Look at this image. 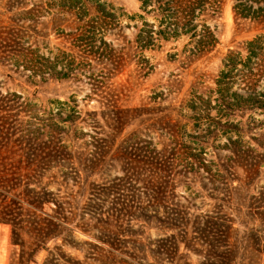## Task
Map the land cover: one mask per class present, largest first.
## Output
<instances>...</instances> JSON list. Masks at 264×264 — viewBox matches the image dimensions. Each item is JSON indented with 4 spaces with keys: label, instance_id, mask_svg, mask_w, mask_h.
Masks as SVG:
<instances>
[{
    "label": "rangeland",
    "instance_id": "374dc122",
    "mask_svg": "<svg viewBox=\"0 0 264 264\" xmlns=\"http://www.w3.org/2000/svg\"><path fill=\"white\" fill-rule=\"evenodd\" d=\"M234 2L200 54L140 0H0V149L27 153L0 167V264H201L205 227L264 264V24Z\"/></svg>",
    "mask_w": 264,
    "mask_h": 264
},
{
    "label": "trees",
    "instance_id": "16d2710c",
    "mask_svg": "<svg viewBox=\"0 0 264 264\" xmlns=\"http://www.w3.org/2000/svg\"><path fill=\"white\" fill-rule=\"evenodd\" d=\"M142 2L141 8L147 12H152L154 9L160 11H169L162 19L161 25L165 27L157 30L159 34L158 39L163 41H170L172 38L178 39L182 35H188L192 43L193 49L197 53L203 54L212 50L218 43V38L209 24L203 25L204 33L197 37V19L206 13L208 10H216L219 6L220 0H140ZM233 10L236 15L243 18H248L259 23L264 24V0H235ZM114 16L113 13H109ZM147 26L153 28V23L146 22ZM145 31V32H144ZM151 30H139L136 33V40L144 50L154 49L156 37L151 34ZM257 39L249 42L251 51L252 45L256 43ZM254 51V50H253ZM255 53V52H254ZM10 147L5 146L0 149V167H5L7 162L23 163L27 153L24 150H18L12 145L14 141L12 138H6ZM3 141L0 139V145ZM35 156H39L35 154ZM3 183L8 184L11 180L8 175L2 174ZM1 181V180H0ZM3 209L0 212V221L11 224L10 210ZM215 229L213 226H211ZM211 231H215L212 230ZM208 231V227L203 228V245L206 250V255L201 264H233L236 252L231 248H222L221 244L213 237V232ZM209 233H212L209 235ZM44 264H48V259Z\"/></svg>",
    "mask_w": 264,
    "mask_h": 264
}]
</instances>
